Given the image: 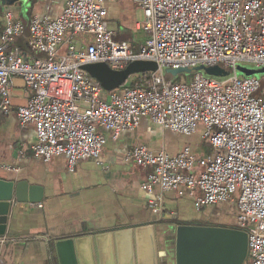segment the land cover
Listing matches in <instances>:
<instances>
[{
	"label": "built area",
	"instance_id": "obj_1",
	"mask_svg": "<svg viewBox=\"0 0 264 264\" xmlns=\"http://www.w3.org/2000/svg\"><path fill=\"white\" fill-rule=\"evenodd\" d=\"M114 1L64 0L59 17L33 18L26 29L5 13L0 114L10 109L11 79L21 78L32 95L17 108L19 127H34L36 157L48 162L64 155L70 170L100 156L105 139L98 128L113 141L144 118L181 136L203 128L200 139L211 148L203 158L188 148L169 157L137 146L126 160L150 170L143 190L184 186L196 210L226 204L237 193L236 228L246 234L247 261L264 264V76L236 74L239 65L264 66V1L132 0L143 14L145 40L137 49L113 39L104 5ZM26 33L29 58L11 47ZM133 61L153 62L157 71L147 73L141 86L111 92L82 69L104 63L123 70ZM208 68L226 72L224 79L205 75ZM167 69L187 70L193 78L171 83L164 77ZM149 208L164 216L161 197Z\"/></svg>",
	"mask_w": 264,
	"mask_h": 264
},
{
	"label": "crops",
	"instance_id": "obj_2",
	"mask_svg": "<svg viewBox=\"0 0 264 264\" xmlns=\"http://www.w3.org/2000/svg\"><path fill=\"white\" fill-rule=\"evenodd\" d=\"M104 7L113 39L130 44L133 49L138 48L132 45L134 43L141 46L145 40L141 30V9L132 0L106 2ZM63 9L64 0H0V35L7 12L12 14V22L20 23L26 29L31 19H55ZM26 42L27 33L17 38L11 47L26 48ZM22 54L31 57L27 49ZM10 83V109L6 114H0V178L27 182L40 192L33 201L13 199L10 203L5 233L0 236L4 239L0 246V264H59L55 244L61 241H79L81 247L92 248L97 262V245H109L107 240L97 241L99 236L126 231L134 233L149 226L156 227L158 258L164 247L168 244L171 247L175 242L172 230L166 226H203L243 233L236 228L237 208L229 217L218 208L213 216L203 218L204 222H191V214L202 209L194 207V196L189 189L181 186L176 191L163 192L155 186L147 192L142 189V184L150 170L126 160L127 151L137 146L153 153L163 152L169 157L188 148L192 156L203 158L211 153L210 145L200 139L203 128L199 127L191 136H181L144 118L136 128L121 132L115 141L110 139L107 131L98 128V133L105 139L100 156L83 160L70 170L64 155L48 162L34 155V127L20 128L16 115L17 108L27 103L32 91L19 77H13ZM205 144L208 153L200 150ZM156 197L162 199L163 217L155 215L149 208V202ZM209 207L215 206L206 208ZM171 212L175 213L174 218L169 215ZM142 235L134 237L132 234L135 249L138 247L135 242L144 240ZM112 245L116 247L117 244ZM243 264H249L247 258Z\"/></svg>",
	"mask_w": 264,
	"mask_h": 264
},
{
	"label": "water",
	"instance_id": "obj_3",
	"mask_svg": "<svg viewBox=\"0 0 264 264\" xmlns=\"http://www.w3.org/2000/svg\"><path fill=\"white\" fill-rule=\"evenodd\" d=\"M82 69L103 90L111 92L123 87L133 75L157 71V65L153 62L133 61L123 70H112L104 63L85 65ZM195 70L198 71L200 68ZM183 71L187 70H166L169 74ZM203 71L208 76L226 75V72L218 68H208ZM38 192L40 190L37 187L29 186L27 182L0 178V236L5 233L9 206L13 199L27 198L28 201H33ZM166 227L172 230L175 242L171 247L168 244V247L163 248L160 258L156 251V248L158 249L157 239L155 241L156 227L149 226L134 233L126 231L99 236L97 241L107 240L109 245L107 247L97 245V262L92 248L81 247L79 241L57 242L55 250L58 262L59 264H243L246 259L247 238L244 233L203 226ZM140 233L143 234L141 237L144 240L136 241L138 247L135 249L131 237L132 234L136 237ZM119 239L123 240L119 241ZM87 241H90V238ZM115 242L116 247L112 245Z\"/></svg>",
	"mask_w": 264,
	"mask_h": 264
},
{
	"label": "rangeland",
	"instance_id": "obj_4",
	"mask_svg": "<svg viewBox=\"0 0 264 264\" xmlns=\"http://www.w3.org/2000/svg\"><path fill=\"white\" fill-rule=\"evenodd\" d=\"M114 41L115 42H119V41H116V40H114ZM132 45L135 46L136 48L140 46L139 44H136V43H134ZM64 52H65V48H62V50L59 52V55H63ZM255 72H257V73H255ZM236 74L239 75V76H242V77H246V78L252 77L254 75L255 76H264V66L260 70H255L254 68L249 67V66H245V65L241 66V65H239L236 68ZM135 76L136 75H133V76H131L128 79V81L126 83V86H128V85L130 86V84H134L136 82L137 79H136ZM164 77H165L166 81H170L171 83L177 84V83L187 82L188 79L192 80L193 75L190 72H187V71L178 72V73H175V74H169L165 70L164 71ZM212 77H215L217 79H224L223 78L224 76H212ZM253 96L255 98L260 97L259 91L257 93H255ZM200 150L203 153H208L209 148L205 144V145H203L201 147ZM237 200H238V194L235 193L232 196V200L229 201L226 204H222L220 206H215V207H209V208H214V209H209V208L205 207L204 209L202 208V210H200V212H196L195 211L194 213L191 214L193 218L190 221L193 222V223H195V222L196 223L204 222L205 220L203 218L208 217V215L213 216L214 212H216V209H218V208H219V210L221 212L224 213V215L226 217H229V216H231L232 213H234V211H236ZM205 224L221 225L218 222H206Z\"/></svg>",
	"mask_w": 264,
	"mask_h": 264
},
{
	"label": "trees",
	"instance_id": "obj_5",
	"mask_svg": "<svg viewBox=\"0 0 264 264\" xmlns=\"http://www.w3.org/2000/svg\"><path fill=\"white\" fill-rule=\"evenodd\" d=\"M26 49H27L28 53L31 54V51L29 50V48L27 46V42H26V48H21L19 50H20L21 53H24V52H26ZM34 57H41V56L40 55H37V56H34ZM135 77L137 79L136 82L134 84H130V86L128 85L131 88H135V87L141 86L144 83V81H145V79H146L147 76H146V74H141V75H136ZM124 86H126V84Z\"/></svg>",
	"mask_w": 264,
	"mask_h": 264
}]
</instances>
